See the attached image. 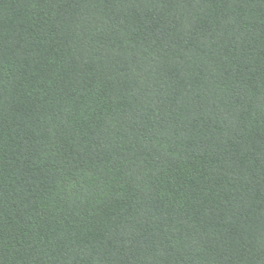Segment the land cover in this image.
<instances>
[{"label":"trees","instance_id":"16d2710c","mask_svg":"<svg viewBox=\"0 0 264 264\" xmlns=\"http://www.w3.org/2000/svg\"><path fill=\"white\" fill-rule=\"evenodd\" d=\"M0 264H264V0H0Z\"/></svg>","mask_w":264,"mask_h":264}]
</instances>
